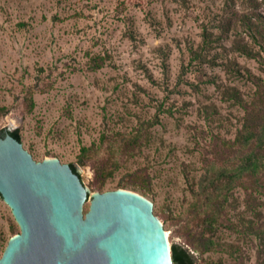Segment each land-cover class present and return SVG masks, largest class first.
Segmentation results:
<instances>
[{"label": "rangeland", "instance_id": "1", "mask_svg": "<svg viewBox=\"0 0 264 264\" xmlns=\"http://www.w3.org/2000/svg\"><path fill=\"white\" fill-rule=\"evenodd\" d=\"M247 0H0V130H18L34 160L56 158L73 163L88 191L117 189L134 180L132 171L147 167L152 177L146 194L171 245L180 215L192 199L201 174L200 148L214 133L233 138L243 110L222 97L219 86H235L246 99L254 85L245 69L264 77L259 63L216 43L193 59L203 31L214 38L230 23L220 41L246 36L235 13L249 10ZM264 14V3L258 9ZM235 59L244 75L208 61ZM94 56L103 62L91 68ZM31 97L33 107L28 102ZM158 114L151 141L107 179L93 187L90 165H80L81 146L98 142L103 130L128 132ZM120 188V187H119ZM242 189L233 191L235 213L244 211ZM264 216V205L260 207ZM13 228V229H11ZM19 232L0 196V256ZM222 239L242 247L247 264H257L259 238L222 230ZM205 258L231 263L233 256L209 252Z\"/></svg>", "mask_w": 264, "mask_h": 264}, {"label": "trees", "instance_id": "2", "mask_svg": "<svg viewBox=\"0 0 264 264\" xmlns=\"http://www.w3.org/2000/svg\"><path fill=\"white\" fill-rule=\"evenodd\" d=\"M249 10L235 13V25H239L246 35H236L230 46L220 41L229 30L230 23H222L220 32L211 37L203 31V42L198 50L192 52L193 59H204V54L216 43L222 51L238 52L259 63L264 72V14L258 9L264 0H247ZM216 52L208 61L224 63L226 69L244 75L235 59L218 62L222 55ZM103 58L94 56L91 68L101 66ZM246 79L254 89L244 98L235 86H219L223 99L232 100L240 106L243 114L240 126L233 138L214 133L208 143L200 148L201 174L196 188L190 186L192 199L187 204L178 221V235L182 243H171L172 264H226L221 260L212 261L204 257L205 253L223 252L233 256L234 261L227 264H247V258L241 246L222 239L221 231L226 229L243 235L259 238L257 264H264V216L260 207L264 205V77L254 75L245 69ZM33 107L31 97L28 102ZM158 114L144 120L128 132L103 130L98 142L81 146L77 155L80 165H90L93 171V187L99 191L108 178L131 158L141 153L151 141L150 129L159 123ZM9 133L21 142L18 130H0V137ZM76 172L73 163H68ZM134 180L116 188H124L143 196L150 193L152 177L147 167L132 171ZM242 189L244 193V211L251 213L246 217L235 213V201L231 199L233 191ZM13 229V228H11ZM7 244V242H6ZM5 244V246H6Z\"/></svg>", "mask_w": 264, "mask_h": 264}, {"label": "water", "instance_id": "3", "mask_svg": "<svg viewBox=\"0 0 264 264\" xmlns=\"http://www.w3.org/2000/svg\"><path fill=\"white\" fill-rule=\"evenodd\" d=\"M0 196L19 226L0 264H161L166 252L150 200L117 188L93 193L84 212L78 173L56 158L34 160L9 133L0 137Z\"/></svg>", "mask_w": 264, "mask_h": 264}, {"label": "bare ground", "instance_id": "4", "mask_svg": "<svg viewBox=\"0 0 264 264\" xmlns=\"http://www.w3.org/2000/svg\"><path fill=\"white\" fill-rule=\"evenodd\" d=\"M164 234L166 235L165 231H164ZM168 247H169V241H168V245L166 247V252H164L163 255H162L161 264H170Z\"/></svg>", "mask_w": 264, "mask_h": 264}]
</instances>
